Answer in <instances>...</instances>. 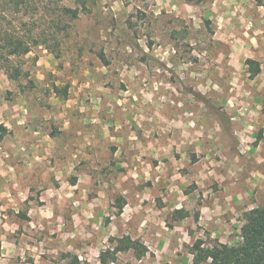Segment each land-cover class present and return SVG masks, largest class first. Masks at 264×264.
Listing matches in <instances>:
<instances>
[{"label":"rangeland","instance_id":"rangeland-1","mask_svg":"<svg viewBox=\"0 0 264 264\" xmlns=\"http://www.w3.org/2000/svg\"><path fill=\"white\" fill-rule=\"evenodd\" d=\"M83 2L21 76L0 70V264H102L124 235L149 251L110 264L241 243L264 205V0Z\"/></svg>","mask_w":264,"mask_h":264},{"label":"trees","instance_id":"trees-1","mask_svg":"<svg viewBox=\"0 0 264 264\" xmlns=\"http://www.w3.org/2000/svg\"><path fill=\"white\" fill-rule=\"evenodd\" d=\"M65 1H72L74 5ZM86 10L87 5L83 0H0V70H4L10 79L21 76L22 56L40 44L52 49L49 42L56 43L58 40L54 26L64 30L69 22ZM246 64L251 75L261 72L259 61L248 58ZM122 200L119 214L123 212L126 202ZM176 212H182V209ZM183 216H188V212ZM241 236L239 244L220 242L211 248L203 247L202 241H198L194 244V264H264V205L246 212ZM131 249L137 252L139 258L149 251L138 239L124 235L118 239L115 247L101 252L100 261L110 264L109 261H115L119 252ZM69 264H81V261L75 256Z\"/></svg>","mask_w":264,"mask_h":264},{"label":"crops","instance_id":"crops-1","mask_svg":"<svg viewBox=\"0 0 264 264\" xmlns=\"http://www.w3.org/2000/svg\"><path fill=\"white\" fill-rule=\"evenodd\" d=\"M264 141V138L261 139L260 141H258L255 145L257 146H260V144H262ZM226 181V180H225ZM233 182H225L223 184V188L225 190V194H226V197L229 198V199H235L236 197V192L233 188V186H235V184L237 183L236 180H231ZM232 183V184H231ZM201 214H200V217H199V220L198 222L201 223V224H204L206 226H211L213 227L214 226V222L215 220L217 219L220 223L223 222L222 218L221 217H216V214L217 215H220V210L218 208H215V207H201ZM209 217H212V221H209Z\"/></svg>","mask_w":264,"mask_h":264}]
</instances>
